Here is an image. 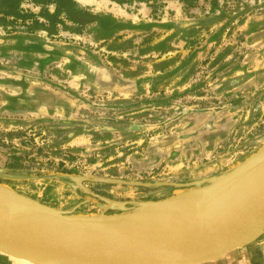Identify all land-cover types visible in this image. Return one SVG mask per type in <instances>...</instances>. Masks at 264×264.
Returning <instances> with one entry per match:
<instances>
[{
    "label": "rangeland",
    "instance_id": "1",
    "mask_svg": "<svg viewBox=\"0 0 264 264\" xmlns=\"http://www.w3.org/2000/svg\"><path fill=\"white\" fill-rule=\"evenodd\" d=\"M72 1L78 33L0 29L4 200L119 215L264 150V0Z\"/></svg>",
    "mask_w": 264,
    "mask_h": 264
},
{
    "label": "water",
    "instance_id": "2",
    "mask_svg": "<svg viewBox=\"0 0 264 264\" xmlns=\"http://www.w3.org/2000/svg\"><path fill=\"white\" fill-rule=\"evenodd\" d=\"M242 165L210 185V188L217 191L264 169V159ZM14 203L13 208L18 212L84 234L91 241L99 242L113 251L112 254L81 252L0 221V252L36 264H202L250 244L264 230V194L251 205L208 228L204 236L189 244L175 245L129 237L120 231L102 227L97 217L61 215L20 199Z\"/></svg>",
    "mask_w": 264,
    "mask_h": 264
},
{
    "label": "bare ground",
    "instance_id": "3",
    "mask_svg": "<svg viewBox=\"0 0 264 264\" xmlns=\"http://www.w3.org/2000/svg\"><path fill=\"white\" fill-rule=\"evenodd\" d=\"M262 159H264V150L242 166ZM188 193H183L185 195L181 194L173 200L160 204L142 205L140 208L126 210L119 215L108 217L100 215L101 217L97 218V221L104 228L117 230L129 237H138L147 242H156L162 245L189 244L204 236L208 228L258 200L264 194V169L247 175L217 191L208 188L201 193H198L197 190L198 194ZM10 194L12 193L0 188V221L81 252L113 253L112 249L99 242L91 241L84 234L14 210L15 204H10L12 196L4 200ZM2 201L7 203L8 207L1 206ZM9 257L15 263L36 264L21 258ZM215 260L217 259L208 262Z\"/></svg>",
    "mask_w": 264,
    "mask_h": 264
},
{
    "label": "trees",
    "instance_id": "4",
    "mask_svg": "<svg viewBox=\"0 0 264 264\" xmlns=\"http://www.w3.org/2000/svg\"><path fill=\"white\" fill-rule=\"evenodd\" d=\"M117 3H127L135 0H110ZM141 2L142 0H136ZM29 5L30 7H23ZM53 6L54 15H49L44 8ZM75 4L72 0H0V29L6 34L24 32L33 34L37 31L46 32L49 36L58 35L60 30L78 33L79 24L73 21L71 13L74 11ZM31 8H39L36 14ZM64 14L66 18L59 16ZM70 23L69 26L66 22ZM61 173H67L61 168L62 163L58 164ZM144 200V199H143Z\"/></svg>",
    "mask_w": 264,
    "mask_h": 264
},
{
    "label": "crops",
    "instance_id": "5",
    "mask_svg": "<svg viewBox=\"0 0 264 264\" xmlns=\"http://www.w3.org/2000/svg\"><path fill=\"white\" fill-rule=\"evenodd\" d=\"M218 264H264V242L233 250L220 257Z\"/></svg>",
    "mask_w": 264,
    "mask_h": 264
}]
</instances>
